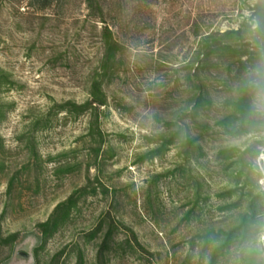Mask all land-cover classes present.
Wrapping results in <instances>:
<instances>
[{
  "label": "rangeland",
  "instance_id": "374dc122",
  "mask_svg": "<svg viewBox=\"0 0 264 264\" xmlns=\"http://www.w3.org/2000/svg\"><path fill=\"white\" fill-rule=\"evenodd\" d=\"M133 2L112 25L126 66L98 124L59 114L31 141L34 121L56 103L88 99L101 25L86 21L82 0L0 1V72L10 79L0 92V264H244L236 250L216 260L202 253L199 237L234 227L246 199L264 193V131L215 127L235 113L228 102L241 96L248 68L223 60L203 76L214 105L199 122L213 130L193 163L175 147L151 153L194 91L193 24L200 35L254 25L256 0L143 2L138 17ZM74 194L70 220L44 242L39 226ZM257 228L250 247L264 264V217Z\"/></svg>",
  "mask_w": 264,
  "mask_h": 264
},
{
  "label": "trees",
  "instance_id": "16d2710c",
  "mask_svg": "<svg viewBox=\"0 0 264 264\" xmlns=\"http://www.w3.org/2000/svg\"><path fill=\"white\" fill-rule=\"evenodd\" d=\"M0 1L5 2L7 0ZM82 1L87 9L86 21L92 23L96 31L101 25L99 31L100 52L97 58V65L89 74L87 83L88 99L81 104L74 101L56 103L47 115L34 121V128L30 137L31 141L35 140V136L40 131L47 129L51 124L52 118L59 114H65L67 117L76 119L88 115L90 117V129H93L98 124L99 112L109 105V88L123 77L127 47L117 38L112 25H117L115 21L126 10L127 0ZM133 1V4L137 6H134L132 17L135 15L138 17L140 16L141 8L139 3L143 4L145 2L148 9L150 7L148 5L157 0ZM253 20L254 25L244 24L239 30H229L224 33L220 31L206 32L201 35L199 34L201 32L199 25L197 23L193 24L195 35L200 38L188 76L189 81L194 86V91L188 102L186 112L178 120L166 123L164 135L157 142L160 146L151 153L153 157L160 155L171 147H175L181 152L183 159L191 164L197 159L198 155L202 154V143L205 137L209 135L208 132L213 130V128L208 122H205L202 126L199 119L202 118L203 114L211 110L214 105L203 76L208 69L218 68L223 60H228L231 68L240 66L243 69H247L264 56V0H256L253 8ZM257 24L259 27H257ZM9 81V77L0 72V92L9 85ZM248 102L247 90L243 88L238 100L228 102L235 110V113L217 122L215 127H223L228 131H230V128H236L235 133L239 135L247 134L253 129H259L260 127L247 117ZM122 103V101L116 100L118 108L123 107ZM2 115L3 111L0 107V123ZM233 153H235L234 150H229L228 152H222L220 155H233ZM234 195V191H229L225 194V197L232 199ZM242 198L226 209L233 211V209L239 207L241 202H243ZM246 201L248 207L244 211L239 212L238 222L234 227L199 237L200 240L204 241L202 253L206 254L210 251L213 259L216 260L219 256H224L231 253L232 250H236L244 264H260L253 248L250 247V239L258 233L257 227L264 217V212H260L264 203V193L261 192L254 196L250 195ZM77 203L78 199L76 194H74L66 202L58 205L48 222L39 226L44 242L53 237L70 220ZM191 213L193 212L189 214ZM131 234L138 247H141L138 244L135 233L131 231ZM111 235L112 231H109L100 254L103 253L104 249H107V241L111 238ZM125 244L128 245L130 250H134L129 241ZM78 264L82 263L79 262Z\"/></svg>",
  "mask_w": 264,
  "mask_h": 264
},
{
  "label": "clouds",
  "instance_id": "9594fccd",
  "mask_svg": "<svg viewBox=\"0 0 264 264\" xmlns=\"http://www.w3.org/2000/svg\"><path fill=\"white\" fill-rule=\"evenodd\" d=\"M243 86L249 96L247 117L264 131V56L246 70ZM259 158L264 160V146L261 147ZM260 241L264 244V234L260 236Z\"/></svg>",
  "mask_w": 264,
  "mask_h": 264
}]
</instances>
